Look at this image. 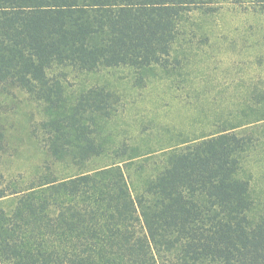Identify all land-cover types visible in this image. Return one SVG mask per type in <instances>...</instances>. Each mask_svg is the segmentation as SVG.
<instances>
[{
	"label": "trees",
	"instance_id": "trees-1",
	"mask_svg": "<svg viewBox=\"0 0 264 264\" xmlns=\"http://www.w3.org/2000/svg\"><path fill=\"white\" fill-rule=\"evenodd\" d=\"M222 10L264 17V0H0V157L5 106L29 100L47 160L75 168L0 167V264H264V88L223 105L214 131L142 154L149 139L117 146L111 129L146 123L147 74H178L203 43L195 13ZM119 67L134 95L108 82L68 93Z\"/></svg>",
	"mask_w": 264,
	"mask_h": 264
},
{
	"label": "rangeland",
	"instance_id": "rangeland-1",
	"mask_svg": "<svg viewBox=\"0 0 264 264\" xmlns=\"http://www.w3.org/2000/svg\"><path fill=\"white\" fill-rule=\"evenodd\" d=\"M193 21L204 32L203 43L197 50L187 48L184 66L178 74L165 73L160 69L147 74L148 78L141 83V87H146L139 89L143 93L142 99L150 100L146 105L149 113L141 114L142 117L147 116L146 123L139 128L135 119L138 116L132 120L121 116L114 119L111 129L117 146L132 144L134 137L135 142L149 139L144 146L132 150L135 154H142L184 138L200 136L202 132L214 131L210 124L226 115H222L223 105L232 108L250 100L248 91L255 87L264 88L262 15L245 14L231 19L223 10L213 14L196 12ZM132 75L133 72L124 67L82 74L68 88V93L73 97L83 88L108 82L111 86L126 88V95H134V92H129V88H136L133 85L135 78L128 79ZM148 89L154 90L152 94L159 92L161 99L146 96ZM184 94L188 95L186 104H179V97L172 100L174 95L185 98ZM5 109L7 142L6 152L0 157V167L6 174L22 172L31 178L39 170H60L62 174L75 170L68 160L55 163L47 160L43 143L32 134L33 126L42 118L40 107L29 100H19L5 106ZM98 165L100 161L92 164Z\"/></svg>",
	"mask_w": 264,
	"mask_h": 264
}]
</instances>
